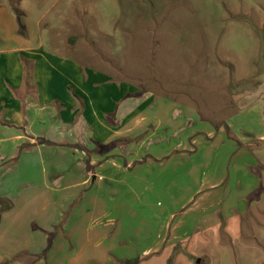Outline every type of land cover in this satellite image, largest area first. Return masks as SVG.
<instances>
[{
	"label": "rangeland",
	"instance_id": "1",
	"mask_svg": "<svg viewBox=\"0 0 264 264\" xmlns=\"http://www.w3.org/2000/svg\"><path fill=\"white\" fill-rule=\"evenodd\" d=\"M0 5L11 9L22 35L28 32L35 41L41 36L48 46L53 32L60 52L74 44L82 66L181 112L189 109L196 123L193 135L188 138L187 130L180 136L187 151L155 161L142 148L128 171H113L119 183L112 188L106 182L102 190L81 187L82 194L97 193L100 205L107 200L108 213L99 217L89 209V196L71 202L65 212L78 209L82 225L73 237H61L62 246L52 244L55 230L33 256L23 227L3 234L0 264H95L94 255L101 253L94 250L95 232L108 233L97 244L108 252L104 264H264V140L256 138L264 136V0ZM66 219L61 216L62 226ZM178 224L186 230L180 236ZM137 226L142 235H133ZM149 245L158 250L145 257L142 249Z\"/></svg>",
	"mask_w": 264,
	"mask_h": 264
},
{
	"label": "crops",
	"instance_id": "2",
	"mask_svg": "<svg viewBox=\"0 0 264 264\" xmlns=\"http://www.w3.org/2000/svg\"><path fill=\"white\" fill-rule=\"evenodd\" d=\"M44 41L19 33L11 9L0 5V239L23 227L32 239L27 248L33 256L55 230L53 246H62L63 235H76L83 216L78 209L65 212L71 202L89 196V209L100 212L99 217L108 213L107 200L106 206L100 205L97 193L82 194L81 187L91 184L102 190L106 182L105 188H112L119 183L113 171H128L142 148L155 161L170 151H187L180 136L189 130V138L196 124L191 110L181 112L178 105L140 95L137 87L82 66L74 44L66 54L60 52L53 32L46 39L51 48ZM23 59L32 62L30 77H25ZM256 138L264 140L261 134ZM112 155L119 157L115 161ZM187 172L192 173L191 168ZM63 215L67 221L62 226ZM138 227L133 235H142ZM174 227L179 236L186 231L180 224ZM90 228L93 231V224ZM93 235L94 250L101 253L92 261L104 264L108 252L97 244L108 233ZM155 248L149 245L142 253L147 257L151 250L157 252Z\"/></svg>",
	"mask_w": 264,
	"mask_h": 264
},
{
	"label": "trees",
	"instance_id": "3",
	"mask_svg": "<svg viewBox=\"0 0 264 264\" xmlns=\"http://www.w3.org/2000/svg\"><path fill=\"white\" fill-rule=\"evenodd\" d=\"M22 61H23L24 69H25V77H30L31 73H32V69H33L32 62L28 61L26 59H23ZM87 163H88V161H87ZM132 264H137V261L132 263Z\"/></svg>",
	"mask_w": 264,
	"mask_h": 264
}]
</instances>
